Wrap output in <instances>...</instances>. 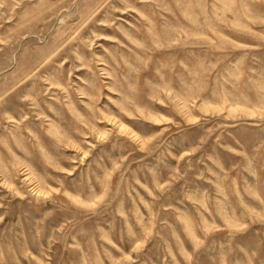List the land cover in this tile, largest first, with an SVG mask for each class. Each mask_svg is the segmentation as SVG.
<instances>
[{
  "label": "rangeland",
  "instance_id": "1",
  "mask_svg": "<svg viewBox=\"0 0 264 264\" xmlns=\"http://www.w3.org/2000/svg\"><path fill=\"white\" fill-rule=\"evenodd\" d=\"M0 264H264V0H0Z\"/></svg>",
  "mask_w": 264,
  "mask_h": 264
}]
</instances>
